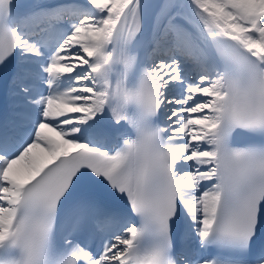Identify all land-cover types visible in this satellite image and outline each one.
I'll return each mask as SVG.
<instances>
[{
    "label": "snow or ice",
    "instance_id": "snow-or-ice-1",
    "mask_svg": "<svg viewBox=\"0 0 264 264\" xmlns=\"http://www.w3.org/2000/svg\"><path fill=\"white\" fill-rule=\"evenodd\" d=\"M0 264H264V0H0Z\"/></svg>",
    "mask_w": 264,
    "mask_h": 264
}]
</instances>
